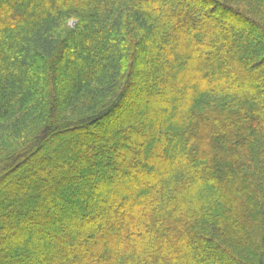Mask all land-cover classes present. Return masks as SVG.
I'll return each instance as SVG.
<instances>
[{
    "label": "trees",
    "instance_id": "obj_1",
    "mask_svg": "<svg viewBox=\"0 0 264 264\" xmlns=\"http://www.w3.org/2000/svg\"><path fill=\"white\" fill-rule=\"evenodd\" d=\"M0 264H264V0H0Z\"/></svg>",
    "mask_w": 264,
    "mask_h": 264
},
{
    "label": "rangeland",
    "instance_id": "obj_2",
    "mask_svg": "<svg viewBox=\"0 0 264 264\" xmlns=\"http://www.w3.org/2000/svg\"><path fill=\"white\" fill-rule=\"evenodd\" d=\"M71 21H72V20H69L68 25L72 23ZM137 94H139V92H138ZM137 94H136V95H137ZM137 106H138V104H137ZM130 108H131V107H130ZM118 116H119V115H117L116 117H118ZM38 159H40V157H38ZM73 228H76V227H69L68 229H69V230H74ZM24 259H27V258L25 257Z\"/></svg>",
    "mask_w": 264,
    "mask_h": 264
}]
</instances>
